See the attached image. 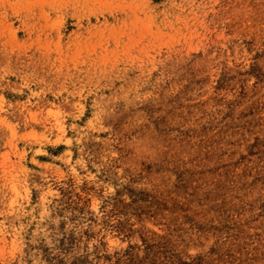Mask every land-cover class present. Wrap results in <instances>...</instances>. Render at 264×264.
Returning a JSON list of instances; mask_svg holds the SVG:
<instances>
[{
  "label": "rangeland",
  "instance_id": "1",
  "mask_svg": "<svg viewBox=\"0 0 264 264\" xmlns=\"http://www.w3.org/2000/svg\"><path fill=\"white\" fill-rule=\"evenodd\" d=\"M0 264H264V0H0Z\"/></svg>",
  "mask_w": 264,
  "mask_h": 264
}]
</instances>
